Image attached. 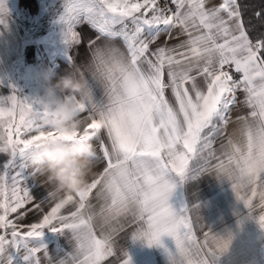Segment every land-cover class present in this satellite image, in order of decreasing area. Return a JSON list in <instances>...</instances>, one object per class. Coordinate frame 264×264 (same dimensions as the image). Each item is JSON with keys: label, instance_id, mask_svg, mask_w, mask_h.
<instances>
[{"label": "snow or ice", "instance_id": "snow-or-ice-1", "mask_svg": "<svg viewBox=\"0 0 264 264\" xmlns=\"http://www.w3.org/2000/svg\"><path fill=\"white\" fill-rule=\"evenodd\" d=\"M207 3L170 0L173 8L161 7L159 0H65L60 17L65 39L80 42L74 25L81 21L98 33L88 42L92 81L85 80L77 110L90 119L82 131L61 134L46 124L52 113L34 107L38 101L17 97L15 88L12 95L0 97V155L6 157L0 163V253L24 243L30 264H40L41 251L48 264H103L115 255L113 233L123 228L120 218L130 216L138 225L133 239L149 245L161 244L165 234L174 239L171 264H213L229 241L205 233L201 245L189 206L173 207L170 197L178 184L206 171L193 162L204 158L206 150L214 155L212 137L225 134L230 110L241 103L238 92L244 93L248 111L237 116V128L227 138L226 162L219 160L214 168L231 182L237 199L252 214L258 199L260 214L255 217L264 228V39L249 38L237 0L211 8ZM3 12L5 0H0ZM176 29V38L186 39L172 46L159 44L162 34L172 39ZM101 38L106 42L98 45ZM115 39H121L126 50L116 47ZM80 76L85 79L83 72ZM57 137L98 141L97 163L103 167L83 190L66 193L43 213L45 201L37 203L23 186L24 171L30 150ZM117 168L120 174L114 172ZM94 190L102 203L98 211L85 214L94 207ZM55 195L50 191L46 200ZM68 204L75 209L63 215ZM33 211L42 218L27 231L9 218L18 214L17 219H24ZM45 227L70 231L72 250L55 259L41 247L28 245ZM123 255L121 264H131L127 251Z\"/></svg>", "mask_w": 264, "mask_h": 264}, {"label": "crops", "instance_id": "crops-1", "mask_svg": "<svg viewBox=\"0 0 264 264\" xmlns=\"http://www.w3.org/2000/svg\"><path fill=\"white\" fill-rule=\"evenodd\" d=\"M222 2L223 0H208L207 7H218ZM64 3L65 0H59V8L62 10H64ZM159 4L163 7L161 0H159ZM5 5L6 12L0 13V21H2L0 22V97L12 95L13 88H15L17 97L25 96L30 100L38 101L43 91L38 73L48 68L55 73L53 79L74 69H80L84 73L85 80L91 83L92 76L88 68V64L91 62V48L88 42L98 36L95 29L82 21L76 32L80 42L75 43L74 51L64 57L61 54L65 51V31H60V29L63 27L65 29V26L60 25L58 31L50 30V27L43 22H40L41 24L39 23L38 26L37 17L40 11L37 7L44 12L45 7H49V0H5ZM177 32L179 29L173 31L172 39H169L167 34H162L159 44L164 45L167 42L168 46H172L186 39L185 36L176 38ZM105 42L106 40L101 38L97 44L103 45ZM113 44L121 50H126L121 39H115ZM156 46V44L152 45L153 48ZM96 91L97 95H100V90ZM166 94L169 100L173 101L170 90ZM237 97L241 103L230 110L225 134L212 137L211 151L214 155L209 156L206 150L203 157L206 158L207 163L204 158L193 162L194 167L201 166L206 171L194 180L178 184L170 197V203L176 208L182 204L189 206L193 231L201 245H203L205 233L229 241L227 249L213 257V264H264V228L260 226L255 217L260 214L258 199L255 201L257 204L255 214H252L243 201L237 199L231 182L226 177H219L214 168L219 160L226 162L225 153L229 151L227 138L233 135L234 129L237 128L235 122L237 116L246 114L248 111L242 103L244 93L238 92ZM34 107L40 108L39 103L34 104ZM93 142L99 153L98 141L93 140ZM5 158L0 155V163ZM102 167L103 165L97 163L94 167L95 174L99 173ZM41 179H34L30 170L26 169L23 186L28 187L37 203L45 201L42 207L43 213H47L55 200L63 197L66 193L56 194L51 201L46 200L52 189L50 185L42 183ZM90 203L94 207L86 209L85 214L89 211H98L100 208L102 201L97 199L96 190L91 195ZM193 205L198 207L193 208ZM27 207L31 208L32 205L29 204ZM74 209L75 204H68L61 211L63 215H68ZM21 210L24 211V209ZM17 215L10 214L9 218L17 223L21 231L28 230V225L24 224L25 220L30 221L33 217L32 223H34L39 222L42 218V213L35 211L29 212L24 219H17ZM119 224L123 225L122 230L113 233L115 255L108 257L103 264H121L125 251L131 257V264H171L169 252L175 250V241L171 236L165 234L161 237V244L149 245L143 239H133L131 233L138 225L131 222L130 216L121 217ZM56 226H59L58 222ZM7 231L10 233L11 229ZM49 231L52 230L45 227L42 233ZM53 232L56 233L52 234L56 237L54 244L58 246L59 250L52 257L59 259L72 250L74 241L68 230ZM0 234H3V230H0ZM48 238L49 235L46 236L47 240ZM29 241L32 242L33 238H29ZM14 248L18 247L15 245ZM206 252L205 248L204 253ZM19 255V252H14L10 264H24V262L21 263ZM49 255L51 256V254ZM209 259L211 258L209 257ZM25 263L28 264L29 261H25Z\"/></svg>", "mask_w": 264, "mask_h": 264}, {"label": "clouds", "instance_id": "clouds-1", "mask_svg": "<svg viewBox=\"0 0 264 264\" xmlns=\"http://www.w3.org/2000/svg\"><path fill=\"white\" fill-rule=\"evenodd\" d=\"M80 72L74 69L56 79L50 68L38 73L43 88L38 100L40 108L52 113L46 124L61 134L82 131L90 119L77 112L86 91ZM98 156L93 140L57 137L42 141L30 150L28 169L34 179L42 178L41 182L50 185L55 194L75 193L83 190L94 177ZM114 172L120 174L121 169ZM0 264H9L7 248L0 253Z\"/></svg>", "mask_w": 264, "mask_h": 264}, {"label": "rangeland", "instance_id": "rangeland-1", "mask_svg": "<svg viewBox=\"0 0 264 264\" xmlns=\"http://www.w3.org/2000/svg\"><path fill=\"white\" fill-rule=\"evenodd\" d=\"M159 5L161 6V4H159ZM37 8L40 11V12H38L39 15L37 14L38 15V17H37L38 26L43 22L50 27V30L58 31V28L60 27V25L61 26L64 25L60 19L61 15L63 14V10L61 8H59V0H49V7H45L44 12L41 11V8H39V7H37ZM80 23H82V21ZM80 23H77L74 25L75 32H77V28H78V25ZM129 27H131V25H129ZM62 30H63V32L65 31L64 27H63V29H60V31H62ZM64 44H65V48H64L65 51H63L61 56L63 55L64 57H67L68 55H70L71 52L74 51L75 43L67 41L64 37ZM20 211H23V210H20ZM32 218L30 221H28V219L25 220L24 224L29 226L33 221ZM34 223H38V222H34ZM52 234H56V233H54L53 231H49V232H45V233L43 232V235H41L40 237H35V243L30 242L28 240V245L35 246V247H41L43 250H46L48 254H49V250H50L51 254H54V253L58 252V250H59L58 246L55 244L50 245V242L47 243V241H46V236L49 235V237L52 238L53 237ZM10 238H11V236L9 235L8 239H10ZM16 246L18 248H14L15 246H12V248H10L11 246H9L7 248L9 264H10L11 259L13 258L12 256H14V252H19V254H20L19 257L21 259V263L24 262V264H26L25 261H29L28 259L25 258L27 251H29V250H27L28 247H26L24 243H18V244H16ZM38 256L40 259V264H48L43 251L38 253ZM28 264H30V262Z\"/></svg>", "mask_w": 264, "mask_h": 264}, {"label": "trees", "instance_id": "trees-1", "mask_svg": "<svg viewBox=\"0 0 264 264\" xmlns=\"http://www.w3.org/2000/svg\"><path fill=\"white\" fill-rule=\"evenodd\" d=\"M241 18L249 38L255 42L264 39V0H237ZM259 13V15H257ZM264 55V52H262ZM46 239L50 245L56 243V237ZM35 243V237L33 241ZM49 254H51L49 250ZM53 254H51L52 256Z\"/></svg>", "mask_w": 264, "mask_h": 264}, {"label": "built area", "instance_id": "built-area-1", "mask_svg": "<svg viewBox=\"0 0 264 264\" xmlns=\"http://www.w3.org/2000/svg\"><path fill=\"white\" fill-rule=\"evenodd\" d=\"M161 3H162V6H163V7L167 4L169 7H173V8H174V5H171V4H170V0H161ZM232 72H233V74L236 75L237 78H238V75H239V74H236V73H235L234 68L232 69Z\"/></svg>", "mask_w": 264, "mask_h": 264}]
</instances>
